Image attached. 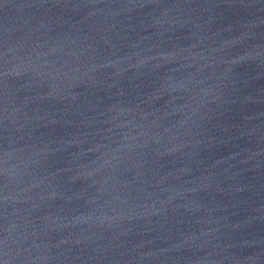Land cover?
<instances>
[{"label": "water", "instance_id": "obj_1", "mask_svg": "<svg viewBox=\"0 0 264 264\" xmlns=\"http://www.w3.org/2000/svg\"><path fill=\"white\" fill-rule=\"evenodd\" d=\"M0 264H264V0H0Z\"/></svg>", "mask_w": 264, "mask_h": 264}]
</instances>
